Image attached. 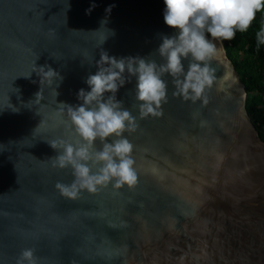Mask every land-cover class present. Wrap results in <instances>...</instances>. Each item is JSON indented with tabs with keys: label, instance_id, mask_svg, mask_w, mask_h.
<instances>
[{
	"label": "water",
	"instance_id": "95a60500",
	"mask_svg": "<svg viewBox=\"0 0 264 264\" xmlns=\"http://www.w3.org/2000/svg\"><path fill=\"white\" fill-rule=\"evenodd\" d=\"M164 9V0H0V264L23 248L38 264H264V141L222 41L206 106L173 97L170 77L161 117L139 119L135 78L116 93L139 122L125 133L135 187L77 200L55 187L74 179L49 160L47 141L70 135L59 104L82 103L101 50L145 57L160 34L174 35ZM34 62L62 80L41 83Z\"/></svg>",
	"mask_w": 264,
	"mask_h": 264
},
{
	"label": "clouds",
	"instance_id": "9594fccd",
	"mask_svg": "<svg viewBox=\"0 0 264 264\" xmlns=\"http://www.w3.org/2000/svg\"><path fill=\"white\" fill-rule=\"evenodd\" d=\"M164 4V23L177 30L174 35L160 34L161 43L145 57L117 58L101 50L99 60L95 61L97 71L86 79L90 91L82 88L78 92L82 103L59 104V113L67 115L70 135L68 139L47 141L57 151L49 160L53 168H71L74 177L70 184L56 183L61 196L77 200L85 191L96 194L109 185L113 189L135 187L138 173L134 145L125 133L136 132L139 122L123 101L117 100L118 90L136 79L139 119L163 116L162 104L168 103L167 77L171 78L173 97L206 106L208 93L219 79L213 61L222 53V47L218 48L216 41L232 40L237 32L248 31L257 13L264 10V0H164ZM95 7L92 3L85 14L90 15ZM112 7L109 5L105 11L110 13ZM256 40L258 45H264V27L256 33ZM184 61L188 62L187 68ZM33 72L41 83L62 80L59 72L48 65L37 67L34 62ZM55 93L57 96L56 90ZM35 251L21 249L15 264H38Z\"/></svg>",
	"mask_w": 264,
	"mask_h": 264
},
{
	"label": "trees",
	"instance_id": "16d2710c",
	"mask_svg": "<svg viewBox=\"0 0 264 264\" xmlns=\"http://www.w3.org/2000/svg\"><path fill=\"white\" fill-rule=\"evenodd\" d=\"M264 27V10L257 13L246 32H237L232 40H223L227 57L245 84L247 110L251 121L264 141V45H258L256 33Z\"/></svg>",
	"mask_w": 264,
	"mask_h": 264
}]
</instances>
